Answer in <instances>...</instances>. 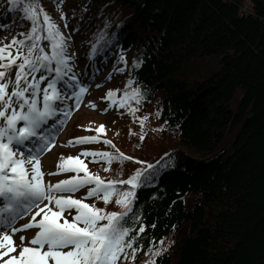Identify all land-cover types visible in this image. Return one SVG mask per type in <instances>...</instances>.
<instances>
[{
    "label": "trees",
    "instance_id": "trees-1",
    "mask_svg": "<svg viewBox=\"0 0 264 264\" xmlns=\"http://www.w3.org/2000/svg\"><path fill=\"white\" fill-rule=\"evenodd\" d=\"M39 3L65 36L80 40L84 61L101 32L113 41L97 53L107 58L108 72L121 48L129 68L134 56L144 58L131 88L150 91L141 104L129 103L136 117L151 120L143 133L155 139L148 155L140 143L130 150L122 144V153L154 162L171 151L176 167L137 191L134 209L146 229L136 258L150 241L170 240L156 264H264V0H62L59 11L60 0ZM20 16L0 0V25H9L1 28L4 43L29 30ZM128 77V71L113 74L117 86L110 89L123 86L122 95ZM111 102L117 119L104 138L115 148L103 140L97 152H113L121 143L118 107ZM129 115L128 109L119 113L122 124ZM165 121V130H154ZM123 162L119 176L118 162L90 165L89 171L95 168L101 175L91 174L105 180L126 179L132 164L141 167ZM119 210L114 202L107 205V211Z\"/></svg>",
    "mask_w": 264,
    "mask_h": 264
},
{
    "label": "snow or ice",
    "instance_id": "snow-or-ice-1",
    "mask_svg": "<svg viewBox=\"0 0 264 264\" xmlns=\"http://www.w3.org/2000/svg\"><path fill=\"white\" fill-rule=\"evenodd\" d=\"M7 6L9 11H19L20 19L27 21L30 27L26 33L18 34L20 38L13 36L8 43L0 40V264L134 262L136 254L142 249V245L137 246L138 238L146 229L142 215L134 209L137 191L155 186L153 182L159 174L175 168V153L166 152L154 162L126 156L118 149L113 152L81 150L79 153V156L92 157L93 163L102 160L111 165L113 162L134 160L140 164L141 167L126 179L105 180L92 175L78 157L61 156L56 171L43 172L40 157L51 150L55 144V133L71 112L80 107L94 75L74 71L76 55L71 51L72 36H65L39 0H7ZM61 6L62 0L57 4L58 11ZM60 18L65 21L66 28L62 11ZM8 27L0 25L5 30ZM95 37V42L89 45V61L106 45L113 43L112 40L104 41L102 32ZM44 43L48 45L47 50ZM143 63L142 55L139 58L134 56L129 68L125 50L121 48L112 71L105 79L128 71L124 91L118 99L119 90L114 89H109L103 97L115 102L117 107L127 108L133 118L139 120L141 141L144 140L143 126L148 117H136L138 109L131 107L129 102L134 100L136 104H141L150 91L131 88L133 73ZM13 71L14 78L11 76ZM85 80L89 83H84ZM96 86L100 87L99 84ZM88 106L95 108L91 101ZM108 107H113V103H109ZM155 115L160 117L161 111L157 110ZM166 125L167 121L154 130L163 131ZM102 130L103 125L97 129L98 132ZM98 139L96 136L76 137L69 139L65 146L96 142ZM103 143L115 148L109 140ZM104 170L111 171V168ZM69 171L77 175L55 183L44 180L45 175H60ZM81 171L83 176L79 175ZM120 174L118 170L116 176ZM83 188L87 191L80 199L59 195L76 193ZM89 198L103 201L105 207L83 202ZM113 202L119 211H107V205ZM22 217L28 219L17 226ZM155 226L151 225L152 228ZM32 229L35 232L30 238L20 235L18 242L13 239L18 233ZM149 243V251L145 253L148 259L143 264H156L167 247L162 240L156 242L158 247L152 241Z\"/></svg>",
    "mask_w": 264,
    "mask_h": 264
},
{
    "label": "rangeland",
    "instance_id": "rangeland-1",
    "mask_svg": "<svg viewBox=\"0 0 264 264\" xmlns=\"http://www.w3.org/2000/svg\"><path fill=\"white\" fill-rule=\"evenodd\" d=\"M79 43L80 40L77 42H72V49L71 51L75 53L76 59H75V66L74 71L76 72H83L86 71L89 76L94 75V79L91 81L87 93L83 97V102L80 105L78 109H74L71 114L67 117L62 127H60V130L55 133V144L51 148V150L45 152L40 157V164L41 169L45 173L54 172L56 171L57 162L59 161L60 157L63 156L65 158L67 157H78L86 166L87 170H90L89 160L85 157V160L79 156V153L81 150H87L88 146L87 144L90 142H86L84 145L80 146L78 148V145L75 146H65L66 142L69 139H72V136L76 135H84V137H92V136H109L108 134H105L107 130L112 131L114 120L117 119V116L113 114V110L108 107L107 103L104 101L103 97L105 96L104 88H102V85L108 82V80L105 79L107 76L106 70L107 66L102 67L101 65L95 66L94 69L92 68H86L85 66H90L89 64H86L84 60H81V56H79L80 49H79ZM47 43L45 44V50H47ZM95 64L97 63V59L93 61ZM102 62V61H101ZM94 64V65H95ZM98 69V71H97ZM14 71L11 73V76L13 77ZM84 83H89L88 80H85ZM99 84L100 87H97L96 85ZM123 86L118 85V90H121ZM10 91V89H9ZM119 95V91H118ZM89 101L95 104V108H92L89 105ZM108 109L106 112L103 111L104 109ZM127 108L118 107V134L121 138V143L118 142V150L119 152H122L121 145L125 144L126 148L128 150L133 148V145L136 143H140V148L142 149V153H145L148 155V150L151 148L153 141H154V134L150 135L149 137H144V140H140L141 135V127L140 122L138 119H134L132 116H128V119L124 120L125 122L122 124V119H119V113ZM103 125L102 131H97L100 126ZM153 125L151 120L147 119L144 122L143 126V132L150 128ZM116 129V128H115ZM96 136V137H97ZM126 168V164L124 162H118V170H123ZM138 168V165L132 164L129 169L135 170ZM100 171V170H99ZM101 172V171H100ZM69 172H64L60 175H53L48 176L45 175L44 180L45 182H52L55 183L58 180H62L67 176ZM89 173L101 175L99 172L95 170V168L92 171H89ZM84 190H87V188H83ZM73 194L77 196V198H81L84 196L83 191H78L76 193H59V195H65ZM88 204H93L97 207H99L101 204H103V201L101 200H92L91 201H83ZM38 218V217H37ZM70 218V217H69ZM28 217H22L18 222L17 226L20 224H23L27 221ZM35 229L27 230L23 233H18L13 239L18 242L20 235H25L26 237H31L34 235ZM170 240H164L163 244L168 247ZM159 246V245H158ZM157 246V247H158ZM147 250L146 252H148ZM144 252L138 259L135 258L136 261H124L123 264H143V262L148 259V257L145 255Z\"/></svg>",
    "mask_w": 264,
    "mask_h": 264
}]
</instances>
